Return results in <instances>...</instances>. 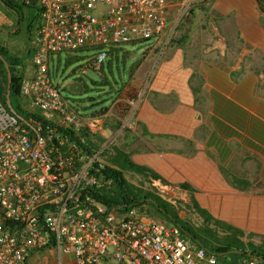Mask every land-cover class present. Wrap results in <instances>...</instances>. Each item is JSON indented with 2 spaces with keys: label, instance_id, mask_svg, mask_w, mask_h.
<instances>
[{
  "label": "built area",
  "instance_id": "1",
  "mask_svg": "<svg viewBox=\"0 0 264 264\" xmlns=\"http://www.w3.org/2000/svg\"><path fill=\"white\" fill-rule=\"evenodd\" d=\"M20 1L41 10L29 47L32 73L20 90L35 112L10 110L0 128V264H29L51 250L57 264H221L146 204L109 207L96 197L113 186L103 161L116 135L104 137L105 117L80 113L61 94L49 67L53 54L94 49L88 66L100 71L124 45L168 46L198 0ZM11 24L0 11V28ZM142 98L127 99L118 132L135 130ZM151 187L173 203L158 180Z\"/></svg>",
  "mask_w": 264,
  "mask_h": 264
},
{
  "label": "crops",
  "instance_id": "2",
  "mask_svg": "<svg viewBox=\"0 0 264 264\" xmlns=\"http://www.w3.org/2000/svg\"><path fill=\"white\" fill-rule=\"evenodd\" d=\"M204 6L210 7L211 19H218L217 27L208 20L213 33L204 30L198 36L201 46L186 56L174 47L159 51L155 45L149 59L133 71L131 83L100 111L104 137L116 135L113 157L118 150L158 177L173 203L160 198L156 188L152 195L177 213L200 209L221 229L241 232L242 242L262 240L264 0H208ZM211 41L212 47L204 44ZM195 58L201 59L197 65ZM30 69L27 76L32 64ZM140 94L135 130L118 132L127 99ZM148 178L151 184L154 178ZM212 224H205L204 231L216 228Z\"/></svg>",
  "mask_w": 264,
  "mask_h": 264
},
{
  "label": "rangeland",
  "instance_id": "3",
  "mask_svg": "<svg viewBox=\"0 0 264 264\" xmlns=\"http://www.w3.org/2000/svg\"><path fill=\"white\" fill-rule=\"evenodd\" d=\"M204 2L208 3V0H198V3L183 19L182 23L175 31L174 38L169 45L164 46V44H161L158 48L159 51H166L174 47L175 51L180 50L186 56L189 51H196L198 45L201 46V41L198 36H200L204 30L208 32V20L211 19L208 13L210 7H202ZM196 10L200 11L198 15L194 13ZM0 11L12 23L11 26L0 28V45L4 46L12 56L21 61L19 69L23 72L24 77H28L27 75L31 70L32 64L31 57L28 55L32 37L29 34L27 25L31 20H35L37 17L38 8H25L26 13L24 20L21 21L20 24L18 23L19 14L8 10L1 2ZM210 22H212L211 24H213V27L218 26V19L212 18ZM35 23H37V21H35L34 24ZM208 33H213V31L211 30V32ZM194 35L195 39L193 38ZM158 41L159 40H154L152 42L124 45L111 51L112 54L100 71H94L88 66V61L97 54V50L82 49L76 52L53 54L49 66L52 81L59 85L61 94L66 97L80 113L85 115L99 114L102 109L110 105L111 101L115 99L120 90L131 83L133 71H136L142 63L149 59L153 50H151L150 47ZM204 44H206V46H213L212 41L211 43L205 42ZM194 60L195 64L193 65H197L201 59L195 58ZM72 83H80L83 91L80 93H73L70 90V85ZM0 89H2L5 98L4 101L1 99L2 97L0 98V128H2L11 118L10 110L16 112L18 110L16 107L17 101L10 97L8 86L1 72ZM118 96L119 95H117V97ZM19 101L25 113L34 111L29 107L26 98L20 97ZM112 158L113 155L107 156L103 163L106 166L114 167ZM124 178L139 196L144 197L152 194V187L148 177L124 171ZM146 206L153 212L150 213V215L161 221H165L157 215V213H154V209L151 206ZM178 215L181 221L197 234H195V236H187L195 246H202L204 249L216 255L221 264H243L245 262V259H239L241 257L235 254V247L230 245V240L227 238L229 235L228 231L221 228L218 229L217 227L211 229L210 233L204 231V229L207 228L205 225L206 223L199 213L186 212L178 213ZM212 225L215 226L214 224ZM243 243L248 246L251 243L254 249L264 250V239L247 238ZM246 245L243 250L247 253H252L254 249ZM220 246L229 247L230 251L227 253H220L216 248ZM29 264H57V254L52 250L37 253Z\"/></svg>",
  "mask_w": 264,
  "mask_h": 264
},
{
  "label": "trees",
  "instance_id": "4",
  "mask_svg": "<svg viewBox=\"0 0 264 264\" xmlns=\"http://www.w3.org/2000/svg\"><path fill=\"white\" fill-rule=\"evenodd\" d=\"M0 2L8 10L17 12L19 14V20H18L19 24L21 21L24 20V16L26 13L25 8L27 9L38 8L35 5L27 6L24 3H22L20 0H0ZM40 13L41 10L38 8L37 17L35 18V20L34 19L31 20L27 25V29L31 37H32L33 29L37 24V23L34 24V22L35 21L38 22ZM20 65H21V61L18 58L12 56L4 46L0 45V72L1 74H3L4 81L8 86L10 97L14 98L17 101V105H16L18 110L17 113L25 114V111L23 110V107L20 105V101H19L21 97L20 96L21 84L24 77L23 72L19 69ZM0 91H1L0 94L2 95V100L4 101L5 98L3 96L2 89H0ZM34 116L39 117L38 115L35 114ZM112 164L117 168L106 166L105 169L103 170V173L107 178L113 180V186L110 191H106L103 194L96 193V197L100 201L104 202L109 207L121 206L124 208H131L146 203V205H149L154 210H156L157 214H159L166 222L179 226L185 235L195 236L196 233L193 232L186 224H184L181 221L176 209L173 206L162 201L160 198L152 194L146 195L144 197L139 196V194H137L134 191V189L128 184V182L124 178V171L140 174L145 177H151L152 179L153 178L157 179L158 177L156 175H154L145 168L137 166L136 164L131 162L129 158L126 157V155L122 154L118 150H116V157H113ZM197 210L199 214L204 218L206 224L215 223L217 228H221V224L212 220V218H209L207 213H204L200 209ZM224 230L229 232L227 238L230 240L231 243L230 245H233L236 251L242 252L243 253L242 255L248 257L246 260L256 257L264 261V250L254 249L253 246H251V248L254 249L252 253H247L243 250L245 245L241 241V237H242L241 232L227 227ZM216 248L220 253H227L228 251H230L229 247L220 246ZM237 256L239 257L240 255Z\"/></svg>",
  "mask_w": 264,
  "mask_h": 264
},
{
  "label": "water",
  "instance_id": "5",
  "mask_svg": "<svg viewBox=\"0 0 264 264\" xmlns=\"http://www.w3.org/2000/svg\"><path fill=\"white\" fill-rule=\"evenodd\" d=\"M70 90L73 92V93H80L83 91L82 89V85L80 83H72L70 85ZM262 260V259H261ZM263 261V260H262ZM264 262V261H263Z\"/></svg>",
  "mask_w": 264,
  "mask_h": 264
}]
</instances>
